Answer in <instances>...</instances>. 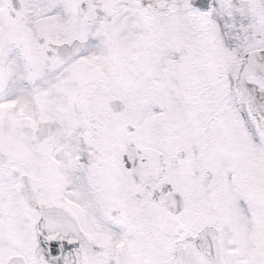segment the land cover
<instances>
[{
  "label": "snow or ice",
  "instance_id": "snow-or-ice-1",
  "mask_svg": "<svg viewBox=\"0 0 264 264\" xmlns=\"http://www.w3.org/2000/svg\"><path fill=\"white\" fill-rule=\"evenodd\" d=\"M0 264H264V0H0Z\"/></svg>",
  "mask_w": 264,
  "mask_h": 264
}]
</instances>
